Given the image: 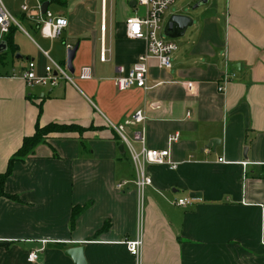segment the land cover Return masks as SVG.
<instances>
[{
  "label": "crops",
  "instance_id": "0c3cea01",
  "mask_svg": "<svg viewBox=\"0 0 264 264\" xmlns=\"http://www.w3.org/2000/svg\"><path fill=\"white\" fill-rule=\"evenodd\" d=\"M133 1L4 0L28 35L15 29L17 53L10 69L0 70V173L38 124L96 129L52 134L14 164L5 191L19 201L0 198V264H76L65 254L75 247L84 248L88 264H135L124 241L138 234L140 214L144 264H264V0H209L196 10L199 0L178 7L175 0L162 30L174 14H189L194 23L183 36L165 38L177 46L172 67L152 59L150 89L120 91L117 67L130 69L146 50L144 39L127 35L126 19L144 13ZM24 3L33 18L22 12ZM44 4L68 19L58 39L39 30ZM18 34L36 45L28 61L40 74L48 63L44 51L67 65L63 53L78 45L76 86L29 87L19 76L27 63ZM37 37L59 44L45 49ZM84 66L92 67V79L78 78ZM226 74L230 81L220 92ZM188 81L193 88L183 85ZM139 110L146 120L129 132L144 127L147 147L169 149L178 165H147L152 184L143 191L129 148L121 149L108 123H124ZM175 133L179 140L170 142ZM213 139L215 148H208ZM191 193L201 195L192 205L175 204ZM74 207L85 209L72 227ZM32 251H39L35 262L28 260Z\"/></svg>",
  "mask_w": 264,
  "mask_h": 264
},
{
  "label": "built area",
  "instance_id": "2783aa9c",
  "mask_svg": "<svg viewBox=\"0 0 264 264\" xmlns=\"http://www.w3.org/2000/svg\"><path fill=\"white\" fill-rule=\"evenodd\" d=\"M175 0H139L138 5L144 8V13L140 15H131L126 19L127 35L133 39H144L146 41V50L141 53L137 61L130 69H125L122 66L117 67L118 74L114 78V83L120 91H125L134 87L149 90V62L152 59L157 60L158 65L162 69H170L172 67V54L177 50L174 42L166 40L160 33L163 26V17L168 8ZM21 10L28 17L33 18L29 6L24 3ZM39 30L43 37L47 39L60 38L68 26V19L63 16L54 15L50 11H46L43 15L39 14L37 18ZM23 31L24 29L21 20L14 15L5 5L4 0H0V42L5 40L12 29ZM105 29V25H104ZM71 49V46H68ZM48 59V63L44 68V73L38 72L37 63L34 60H29L27 65L20 71V78L25 81L29 87L46 86L50 88L58 87L64 83H69L76 86L75 76L70 72L66 64L55 60L49 52L44 51ZM100 59L107 60L105 50L102 51ZM94 77L93 69L90 66H84L78 73V78L82 80H90ZM230 75L226 74L223 81L219 85V91H225V87L230 81ZM184 86L193 88L194 83L191 81L184 82ZM146 116L143 110L135 112L124 123L114 124L109 123V127L114 129L118 135L120 142L129 148L131 159L137 168V178L135 184L140 191L152 184V179L146 175L145 167L147 165H167L172 169L178 167L177 163L171 160L169 149H151L147 147L145 128L139 131L129 132V127L137 123H144ZM131 134V136L129 135ZM180 138L179 133L170 135V142H176ZM134 142L141 144V149L136 150ZM225 162L224 159H219ZM247 163H244L246 165ZM122 183L117 185L121 189ZM194 199L191 197L179 198L175 204L181 207H188L193 204ZM143 221L142 214L139 217V230L134 238L124 241L129 254L135 259V264H144L141 261L143 248ZM39 251H32L28 260L35 262L39 258Z\"/></svg>",
  "mask_w": 264,
  "mask_h": 264
},
{
  "label": "trees",
  "instance_id": "16d2710c",
  "mask_svg": "<svg viewBox=\"0 0 264 264\" xmlns=\"http://www.w3.org/2000/svg\"><path fill=\"white\" fill-rule=\"evenodd\" d=\"M15 28L12 29L10 34L6 37V42L8 43V52H11L12 54L17 53V46L14 43L13 35H14ZM0 57H2L0 55ZM96 129L93 126H90L89 128L82 127L78 124H61V123H50L45 126L37 125L36 130L34 134L30 136H26L23 140V144L20 147V149L13 155V157L10 159L8 168L6 172L0 173V198L1 197H7L14 201H19V198L15 195H10L6 193L5 191V183L7 178L12 174L14 164L16 162H22L24 161L29 155L33 154L36 147L40 144L46 143L47 139L52 134H64V133H72L76 132L79 134H83L84 132L88 130ZM85 209V207H74L72 212V227L74 225V222L77 218V216ZM107 228V226L104 227V229Z\"/></svg>",
  "mask_w": 264,
  "mask_h": 264
},
{
  "label": "water",
  "instance_id": "95a60500",
  "mask_svg": "<svg viewBox=\"0 0 264 264\" xmlns=\"http://www.w3.org/2000/svg\"><path fill=\"white\" fill-rule=\"evenodd\" d=\"M209 2V0H200L193 8L192 10H196L200 8L203 5H206ZM132 5L136 4V1H133L131 3ZM48 10V5L44 4L42 7V12L46 13ZM194 23V19L189 14H174L170 17L168 22L165 26V35L171 38H178L185 34L187 29L191 27ZM78 50V45L68 50L67 53V65L68 69L72 74H74L75 69L73 66V60L75 58L76 52ZM8 52V43L6 40H3L0 42V55L6 54ZM20 56V55H18ZM216 141L218 140L213 139L211 143L208 145V148H215L214 144H216ZM121 149H124V145L121 146ZM190 196L192 198L200 197V193H191ZM67 256L71 257L76 264H88L86 261V258L84 256V248L83 247H75L70 248L65 253Z\"/></svg>",
  "mask_w": 264,
  "mask_h": 264
},
{
  "label": "rangeland",
  "instance_id": "374dc122",
  "mask_svg": "<svg viewBox=\"0 0 264 264\" xmlns=\"http://www.w3.org/2000/svg\"><path fill=\"white\" fill-rule=\"evenodd\" d=\"M135 1H139V0H135ZM200 1V0H199ZM198 1V2H199ZM187 2V0H176V3H175V7H178V6H180L181 4H183V3H186ZM197 2V3H198ZM208 4V3H207ZM206 4V5H207ZM174 6V5H173ZM173 6H171V7H173ZM204 7H205V5H203ZM203 6H201V7H203ZM161 33H162V36H163V38H166L167 36L165 35V30L163 29L162 31H161ZM36 41L43 47V48H45V49H48L49 47H50V45L52 44V43H54V45H56V44H59L58 42H59V40H56V41H54V42H52V41H50V40H46V39H43L42 37H37L36 38ZM16 43L20 46V49H21V53L22 54H24V58H23V62H25V63H28V57L29 56H32V53H35L36 51H37V48H36V45H34L33 43H32V41H30L29 39H27L26 37H24V36H22V35H20V34H18L17 36H16ZM67 50L63 53V55H65V58H67ZM31 54V55H30ZM53 55H54V53H53ZM5 58V60L8 62V64H7V66L6 67H4L5 69H3L2 67H3V65H2V62H1V60H0V70H6V69H10V67H11V65H10V61L13 59V56H12V53L11 52H7L6 54H5V56H4ZM21 61V62H22ZM15 68H19L18 67V65H16L15 64ZM95 128V127H94Z\"/></svg>",
  "mask_w": 264,
  "mask_h": 264
}]
</instances>
